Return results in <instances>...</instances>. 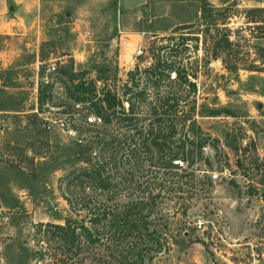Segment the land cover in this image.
I'll list each match as a JSON object with an SVG mask.
<instances>
[{"label":"rangeland","instance_id":"374dc122","mask_svg":"<svg viewBox=\"0 0 264 264\" xmlns=\"http://www.w3.org/2000/svg\"><path fill=\"white\" fill-rule=\"evenodd\" d=\"M211 1L148 0L126 12L116 0H39L5 14L14 23L0 26V264H33L31 225L68 215L58 178L73 166L76 134L55 60L71 57L84 78L123 79L150 32L180 24L197 36L185 60L198 58V190L183 215L160 209L169 249L143 264H264V28L247 22L264 13H245L264 0ZM208 6L215 25L204 33L199 10ZM222 34L230 45L208 58L204 50ZM40 81L55 105L37 110ZM207 108L218 112L207 116Z\"/></svg>","mask_w":264,"mask_h":264},{"label":"trees","instance_id":"16d2710c","mask_svg":"<svg viewBox=\"0 0 264 264\" xmlns=\"http://www.w3.org/2000/svg\"><path fill=\"white\" fill-rule=\"evenodd\" d=\"M208 7L199 10L202 21L207 17L204 33L215 25V7ZM245 13L261 15L264 7ZM247 22L264 28L261 16ZM188 27L150 32L123 79L84 78L71 57L55 60L54 69L67 81L63 112L76 134L73 166L58 178L68 215L62 222L31 225L33 264H143L169 249L160 209L184 214L198 190L194 167L202 146L195 120L198 58L185 60L187 41L197 36L182 31ZM229 45L222 34L203 53L213 58ZM50 90L38 82L37 110L55 105ZM217 112L207 108L205 115Z\"/></svg>","mask_w":264,"mask_h":264},{"label":"crops","instance_id":"0c3cea01","mask_svg":"<svg viewBox=\"0 0 264 264\" xmlns=\"http://www.w3.org/2000/svg\"><path fill=\"white\" fill-rule=\"evenodd\" d=\"M37 1L39 0H0V26L11 27L14 23V19L12 17H5V14L14 8H20L21 10H29ZM42 1V0H40ZM72 1V0H70ZM148 0H125V4L122 5L120 0H116V4L118 8L122 11H134L138 10L141 5L147 3ZM232 0H212L210 3L215 7H220L229 3ZM238 1V0H236ZM242 2V0H239ZM235 5H238L236 3ZM11 6L9 10L8 7ZM252 7H260L261 5H250ZM19 18V17H18Z\"/></svg>","mask_w":264,"mask_h":264},{"label":"built area","instance_id":"2783aa9c","mask_svg":"<svg viewBox=\"0 0 264 264\" xmlns=\"http://www.w3.org/2000/svg\"><path fill=\"white\" fill-rule=\"evenodd\" d=\"M60 125H62V124H60ZM217 176H218V174L215 172L210 174L211 179H216Z\"/></svg>","mask_w":264,"mask_h":264},{"label":"water","instance_id":"95a60500","mask_svg":"<svg viewBox=\"0 0 264 264\" xmlns=\"http://www.w3.org/2000/svg\"><path fill=\"white\" fill-rule=\"evenodd\" d=\"M8 9L10 10L11 9V6H9Z\"/></svg>","mask_w":264,"mask_h":264}]
</instances>
